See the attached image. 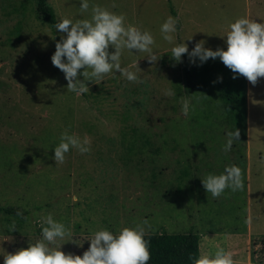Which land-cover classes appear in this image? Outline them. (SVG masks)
Returning a JSON list of instances; mask_svg holds the SVG:
<instances>
[{"label":"rangeland","instance_id":"374dc122","mask_svg":"<svg viewBox=\"0 0 264 264\" xmlns=\"http://www.w3.org/2000/svg\"><path fill=\"white\" fill-rule=\"evenodd\" d=\"M223 1L89 0L82 11L79 0H47L56 22L90 18L95 4L154 37L155 61L135 49L122 51L121 66L136 72L138 82L117 71L97 83L85 81L88 91L76 94L51 64L62 33L38 18L36 0H0V206L27 211L0 214V252L39 239L41 218L51 213L70 227L71 239L57 241L66 253L81 254L97 229L146 222L145 233H198L199 255L222 247L233 264H264V105L235 127L238 138L224 151L225 133L234 130L218 91L232 71L218 57L199 66L186 53L174 61L159 32L172 16L179 26L175 40L185 39L189 50L198 41L224 48ZM64 131L86 134L90 150L70 148L55 163L53 146ZM137 135L145 139L128 140ZM233 164L242 187L213 198L201 179Z\"/></svg>","mask_w":264,"mask_h":264},{"label":"clouds","instance_id":"9594fccd","mask_svg":"<svg viewBox=\"0 0 264 264\" xmlns=\"http://www.w3.org/2000/svg\"><path fill=\"white\" fill-rule=\"evenodd\" d=\"M89 0H79V9L87 10ZM60 35L55 42L54 52L50 56L53 66L63 72L67 81L66 90L76 94L88 91L85 81L97 83L104 74L119 75L131 82H138L136 72L127 66H121L123 50L133 53H147L149 61L157 60L154 52V37L147 29L141 30L135 25L124 23L123 14L111 12L93 4L90 18H60L54 24ZM177 31L176 19L168 16L159 25L161 38L171 44L170 57L180 61L181 54H187L189 63H204L209 58L219 60L236 74L243 75L250 83L255 84L258 77H264V22L239 17L227 25L224 34L225 47L214 50L204 47V41L196 42L189 50L183 41L177 42L173 35ZM187 39H191L187 38ZM109 46L112 51H109ZM137 65V61L133 62ZM197 64V66H199ZM138 67V66H137ZM83 80L77 79L78 76ZM219 79V78H218ZM165 95H174L165 90ZM181 112L187 115L189 101L184 100ZM238 130L227 131L223 150L228 151L233 140L238 138ZM89 137H79L64 131L60 133L59 142L53 146V160L63 162L65 153L75 148L80 153L88 152ZM264 160V157H261ZM201 184L213 198L219 196L225 188L237 191L242 187L241 170L236 165H225L219 174L208 173L201 179ZM19 214V213H18ZM41 236L29 240L26 247L12 252H0L2 264H147L149 251L144 239L146 222L135 226L121 227L118 231L100 228L91 233L88 247L81 254L63 252L58 240L71 239L70 227L53 218L49 213L41 218ZM15 228L13 224L10 231ZM55 245V246H51ZM79 246V245H78ZM191 264H233L232 255L222 247H216L210 254L189 257Z\"/></svg>","mask_w":264,"mask_h":264},{"label":"trees","instance_id":"16d2710c","mask_svg":"<svg viewBox=\"0 0 264 264\" xmlns=\"http://www.w3.org/2000/svg\"><path fill=\"white\" fill-rule=\"evenodd\" d=\"M36 12L40 20L54 27L56 23L53 8L47 0H36ZM173 16L176 12L172 7L169 9ZM176 21V28H178ZM163 62V61H162ZM188 75V71H185ZM219 97L224 102V108L228 114L229 125L234 130L240 122H245V84L244 76L233 73L219 83ZM245 128V123H244ZM19 213V214H18ZM27 211L13 207L0 206V214L23 216ZM149 260L147 264H191L189 257L199 256V235L196 232L186 233H145Z\"/></svg>","mask_w":264,"mask_h":264},{"label":"crops","instance_id":"0c3cea01","mask_svg":"<svg viewBox=\"0 0 264 264\" xmlns=\"http://www.w3.org/2000/svg\"><path fill=\"white\" fill-rule=\"evenodd\" d=\"M224 6L221 7L222 9V20L225 18V32L227 29V25L229 22L234 21L236 18L239 17H247L249 19L257 20V22H264V0H224ZM244 84H245V121H247L248 117L250 116L251 112L255 110V107L263 106L264 105V77H258L255 84L250 83L244 77ZM261 101H263L261 103ZM256 111V110H255ZM99 135L102 137L106 135V133L102 134H94V136ZM114 136L113 134H111ZM132 136V135H130ZM248 136V135H247ZM97 138V137H93ZM126 139V138H123ZM140 140L145 139L144 137H140L137 135L135 137H129L128 140ZM126 147H132V144H125ZM139 146V145H137ZM141 146H144L141 144ZM249 162V154L248 151L246 153V170L248 167ZM247 177V175H246ZM250 187L248 183L246 184V195L248 194ZM251 218V216H250ZM249 220V216L246 217ZM162 233V232H159ZM251 237L250 229L246 232V242L249 241ZM200 241V240H199Z\"/></svg>","mask_w":264,"mask_h":264}]
</instances>
